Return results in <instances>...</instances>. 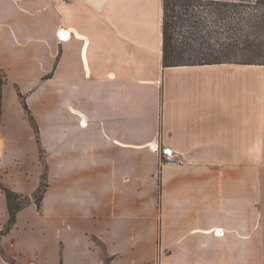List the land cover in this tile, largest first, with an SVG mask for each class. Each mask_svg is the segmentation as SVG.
I'll use <instances>...</instances> for the list:
<instances>
[{
    "label": "crops",
    "instance_id": "1",
    "mask_svg": "<svg viewBox=\"0 0 264 264\" xmlns=\"http://www.w3.org/2000/svg\"><path fill=\"white\" fill-rule=\"evenodd\" d=\"M162 2L0 0V183L46 165L5 235L0 189L21 263L264 264V64L163 68Z\"/></svg>",
    "mask_w": 264,
    "mask_h": 264
},
{
    "label": "trees",
    "instance_id": "2",
    "mask_svg": "<svg viewBox=\"0 0 264 264\" xmlns=\"http://www.w3.org/2000/svg\"><path fill=\"white\" fill-rule=\"evenodd\" d=\"M240 1L208 0H163L161 17L162 67L202 66L215 64H264V49L257 46L256 25L251 18L244 17L248 12L240 11ZM264 7V0H255ZM238 4V6H237ZM218 6L214 7L213 6ZM231 5V6H230ZM242 9V8H241ZM215 10V11H213ZM251 14V12H250ZM215 15L220 21L216 33L209 27L210 17ZM264 23V21H263ZM264 29V24H263ZM214 33L217 34L215 37ZM243 57L246 61H237ZM256 58L260 59L258 62ZM5 77L0 76V117L2 113V89ZM23 109L37 134V126L23 100ZM42 158L40 150V161ZM42 164L41 181L36 192L23 196L0 183V189L7 201L9 219L1 235L13 227L17 213L30 204L39 210L47 187L46 165Z\"/></svg>",
    "mask_w": 264,
    "mask_h": 264
},
{
    "label": "rangeland",
    "instance_id": "3",
    "mask_svg": "<svg viewBox=\"0 0 264 264\" xmlns=\"http://www.w3.org/2000/svg\"><path fill=\"white\" fill-rule=\"evenodd\" d=\"M252 2L251 4L247 3H241L243 7L239 8L240 11L243 12H248V15H245L244 17L246 18H251V21L256 25L255 31H256V38H257V46H262V48L264 49V29H263V21H264V7L258 3L255 2V0L250 1ZM231 6V5H230ZM238 6V4H237ZM214 7H218V6H213V9H215ZM215 11V10H213ZM251 12V14H250ZM220 21L217 20V17L215 15H213L212 17H210L209 20V27L211 30H213L214 32H218L220 30ZM214 33L215 37L213 39V43L215 42V40H218L216 38L217 34ZM260 59L256 58V61L258 62ZM237 61L241 62V61H246L243 59V57H238ZM154 148V147H153ZM153 150V149H152ZM163 154L167 157H169L163 150ZM6 234V233H5ZM3 234V235H5ZM0 256L2 257V260H4L6 263L8 264H23L20 261H18L17 259H15L12 255H10L8 252H6L0 245ZM256 262L258 263V260H256Z\"/></svg>",
    "mask_w": 264,
    "mask_h": 264
},
{
    "label": "built area",
    "instance_id": "4",
    "mask_svg": "<svg viewBox=\"0 0 264 264\" xmlns=\"http://www.w3.org/2000/svg\"><path fill=\"white\" fill-rule=\"evenodd\" d=\"M15 1H22V0H15ZM61 31H63V30H60V32ZM60 32L57 34L58 35V38L59 39H61V40H65V38L64 37H62L61 35H60ZM154 147V148H153ZM151 149H153V150H157L158 149V145L157 144H153L152 146H151ZM164 152L170 157L171 156V153L170 152H167V150H164Z\"/></svg>",
    "mask_w": 264,
    "mask_h": 264
},
{
    "label": "bare ground",
    "instance_id": "5",
    "mask_svg": "<svg viewBox=\"0 0 264 264\" xmlns=\"http://www.w3.org/2000/svg\"><path fill=\"white\" fill-rule=\"evenodd\" d=\"M60 35L66 39V37L64 36V34H62L61 32H60Z\"/></svg>",
    "mask_w": 264,
    "mask_h": 264
}]
</instances>
